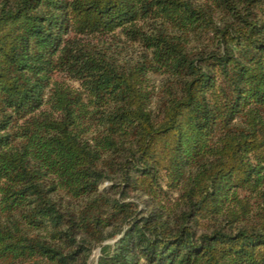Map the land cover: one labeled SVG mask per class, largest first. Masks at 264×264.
Instances as JSON below:
<instances>
[{
    "label": "trees",
    "instance_id": "1",
    "mask_svg": "<svg viewBox=\"0 0 264 264\" xmlns=\"http://www.w3.org/2000/svg\"><path fill=\"white\" fill-rule=\"evenodd\" d=\"M98 247L264 264V0H0V264Z\"/></svg>",
    "mask_w": 264,
    "mask_h": 264
},
{
    "label": "rangeland",
    "instance_id": "2",
    "mask_svg": "<svg viewBox=\"0 0 264 264\" xmlns=\"http://www.w3.org/2000/svg\"><path fill=\"white\" fill-rule=\"evenodd\" d=\"M121 45H122L121 47L123 48L121 50V59H128V58L136 59L139 57L140 52L143 50V48L138 43H134L132 41L121 42ZM153 77L156 83H159L162 79L161 76H153ZM73 83L75 85H78V83L75 81H73ZM110 183L111 182L109 180H104L103 183L101 184V188L108 186ZM115 240L116 239H109L104 244H113ZM100 253H101L100 247L96 248L93 251L90 259V264H95Z\"/></svg>",
    "mask_w": 264,
    "mask_h": 264
}]
</instances>
